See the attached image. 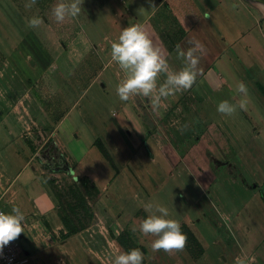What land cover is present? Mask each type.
<instances>
[{"label": "rangeland", "instance_id": "rangeland-1", "mask_svg": "<svg viewBox=\"0 0 264 264\" xmlns=\"http://www.w3.org/2000/svg\"><path fill=\"white\" fill-rule=\"evenodd\" d=\"M55 1L60 2V0H35V3H32V0H0V127L1 124H4L5 128L9 127V134H14V139L20 140L24 146L29 148V155L26 159L39 167L42 176L59 201L60 211L68 230L75 232L93 222L94 210L89 202H93L97 196L93 188L89 186L86 177L58 151L52 136L56 124L74 104H77L72 113L73 118H76L75 123L78 126L79 135L87 138L82 124L88 126L90 136L94 132L97 140L93 144V150L103 162L105 159L109 164L108 166L105 162L111 180L117 168L104 147L106 145L113 150L108 144L107 135L111 137L113 145L121 149L125 148L123 150L125 151L123 152L124 159L135 154L129 141L126 139L124 141V138L122 140L119 136L115 138L118 127L112 126L113 123L115 124L114 115L119 113L120 107L119 102L113 100L112 95L116 93L118 80L121 79L119 73L122 71L119 65L111 60V44L116 40L109 39V37L111 34L119 36L124 28L125 19L119 14L116 16L111 14L109 10L105 11L102 6L103 1L98 0L100 6L92 8L91 12L81 3V12L78 16L66 17L64 21L57 22L53 13L47 11L55 6ZM142 1V8L137 15L140 19L149 16L148 24L152 29L154 24L157 27L160 26L161 37L167 43L175 29L174 21L162 11L152 13L156 0ZM84 2H90V0H83ZM215 2L209 0L206 3L198 2L197 4L201 6V9L206 10V14L210 15L209 9L215 5ZM133 3L134 0H127L125 7L131 10ZM26 4H32V6L26 7ZM47 4L53 5L47 6ZM36 16L41 17L43 22L36 27L29 26L28 20ZM90 24L96 25L91 27ZM111 24L116 25L117 28H110ZM155 34H158L157 28ZM88 35L95 39L91 40ZM79 36L80 40H76ZM233 60L226 62L228 68H224L222 62L214 64L215 74L226 84L218 92H211L207 88L208 92H205L208 102H205L201 108L195 109L201 121L193 125L191 119H188L190 124L187 125L191 126L192 134L188 131L189 127L180 125L187 130H185L187 136L190 134L192 136L190 141L184 140L177 144L179 153L173 161L178 164L169 172H165L163 167L159 166L160 163L157 166L149 165L145 154L144 158L138 156L139 161L145 167L144 170H140L141 173L147 170L146 174L154 178L156 185V188L150 185L151 188L146 189L149 197L143 201V207L145 208L149 202L159 203L168 208L171 218L185 223L192 220L199 224L198 227L203 230L204 235L202 242L206 251L205 264H233L232 258L223 252V248L215 242L216 239H213L211 226L217 228V233L221 235H225L229 230L236 233L234 222L227 219L220 221L221 215L228 213L229 210L244 208L250 198L257 200L253 195L250 197V194L243 190L238 182L227 179L222 172L215 175L212 180L210 179L212 174L208 176L204 171L201 174L195 172L193 167L197 159L202 158L200 153L196 159L193 158L194 156L182 157L191 145L192 149L197 146V141H194L197 137L210 141L203 142L204 148L209 152L211 148L215 149L220 146L222 149L227 148L226 150L232 154L236 147L231 150V142L236 143L238 140L248 142L252 132L260 133L259 136L264 144V99L258 91L259 89L264 94V89L261 85H257V89L252 83L256 78L261 82L262 79L259 76L255 77L257 69L244 72L242 63L236 62V59ZM206 65L209 68L211 63L207 62ZM197 73H199L198 70ZM161 74L166 79V74ZM238 80H242L246 85V94L239 95L235 92L239 90ZM91 84H94L92 88H88ZM241 99L247 100L246 109L239 108ZM224 100L237 105L235 113L226 115L217 111V105ZM79 110L82 116L77 118L76 114ZM105 122L111 123L110 127L107 126L108 124L105 125ZM172 127L175 128L173 125ZM104 137L105 140H102ZM90 140L91 138H88L85 141L88 144ZM140 149L150 150L143 144ZM198 152H202V149ZM180 158L184 160L183 163H179ZM191 163L193 164L188 165ZM96 168L100 171L105 170L104 165L101 167L97 165ZM253 168L256 172L259 170L256 167ZM129 174L123 173L116 184L111 183L103 196L105 203L114 211L131 210L137 203L134 196L142 192V189L134 184H125ZM255 208L253 206L251 211L257 213L258 210ZM244 210L250 212V208ZM255 215L258 216L257 219L263 217L262 213L259 214L260 216ZM137 216L142 220L146 218L141 212ZM211 218L212 221H220L221 225L217 221L211 223L210 226L208 222ZM242 219L241 232L247 233L249 222ZM141 223V221L129 222L128 228L131 232H136L135 235L127 234L122 237L123 248L112 247L110 259L114 260L115 255L121 252L140 248L144 253L143 264L147 262L148 264L152 262L155 264L156 262L187 264L189 260H195L201 252L185 226H181L186 235V242L182 249L169 251L160 249V253L155 254L146 247L141 248L133 241L141 244V239L150 235L140 231ZM211 239L214 241L212 242ZM228 239L222 238L227 244ZM223 257L226 262H223ZM237 257L241 258L239 255Z\"/></svg>", "mask_w": 264, "mask_h": 264}, {"label": "crops", "instance_id": "crops-1", "mask_svg": "<svg viewBox=\"0 0 264 264\" xmlns=\"http://www.w3.org/2000/svg\"><path fill=\"white\" fill-rule=\"evenodd\" d=\"M102 1L105 11L109 10L115 16L119 14V16L124 17V28L131 24H139L148 34H151L150 38L154 46L159 48L170 70L178 71L185 64L184 58L178 55L177 46H179V50L186 53L194 47L195 42H200L204 47L197 52L199 57L197 70L199 73L196 82L190 89L162 98L159 108H154L152 103L143 95H133L127 101L120 100L117 92L112 95L113 100L118 101L120 106L119 113L114 115L115 124H112V126L116 125L119 128H116L117 136L115 138L121 137L122 140L124 138V141L126 139L135 151V154L124 159L123 152L125 151L123 150L125 148L121 149L113 145L111 137L107 135L108 144L112 146L113 150L106 145L104 147L117 168L113 172L112 180L106 170L107 161L102 156L107 163L105 164L93 150V144L97 140L94 132L91 130L90 136L88 126L82 124L83 132L87 138L79 135L78 126L75 123L76 118H73V111H75L77 104H74L56 124L52 136L55 146L63 157L74 164L77 171L86 177L89 186L93 188L97 196L93 202H89L94 210L93 222L75 232L68 230L60 211L59 201L42 176L39 167L34 166L26 159L29 155V148L24 146L20 140L14 139V134H9V127L5 128L4 124H1L0 204L6 213H10L14 206H19L25 213L24 232L19 235L25 257V262L21 264H113V258L110 259V249L112 247L115 249L123 248L121 245L122 237L136 233L131 232L128 228L129 222H142L143 220L137 216L139 212L146 217L150 214L142 204L149 197L146 189L148 187L150 189L151 186L156 188L155 180L152 176L148 177L150 175L146 174L147 170L141 173L140 170H144L145 167L139 161L138 156L144 158L145 154L149 165L157 166L160 163L159 166H162L165 172H169L172 167L178 164L173 161L179 153L177 144L184 140L190 141L192 136V128L187 125L190 124L188 119H191L193 125L200 122L201 118L196 114L195 109L201 108L205 102H208L207 88L211 92H218L226 84L223 79L215 74L214 64L222 62L225 68L228 66L227 61L231 62V60L236 59V62L242 63V71L244 72L257 69L255 77L259 76L262 82L254 78L252 83L257 89V85H261V88L264 89V74H262L264 72V5L260 2L255 0H212L216 2L209 9V15L197 4L198 2L206 3L209 0H156L152 13L161 11L167 13L175 23V29L166 43L159 32L160 26L157 27L154 24L153 29L156 30L157 28L159 34L156 35L155 30L153 31L148 24L149 16L140 19L137 15L142 8V0H134L131 10L125 7L127 0ZM57 3L55 1L54 5ZM81 3L87 6L90 12L92 8L100 6L98 0H90L86 3H83L82 0ZM52 5L47 4V6ZM52 9L47 11L52 12ZM95 25L90 24L91 27ZM110 28L116 29L117 26L111 24ZM88 37L91 40L95 39L91 38L90 35ZM118 37L111 34L109 39L118 40ZM79 38L80 36L76 40ZM207 62L211 63L209 68L206 67ZM121 71L119 73L121 79L118 80V84L126 78L124 71L122 69ZM164 80L165 76L160 74L158 86ZM241 82L244 83L242 80H238V84ZM93 85L91 84L88 88H92ZM258 91L264 99V94L259 89ZM235 92L239 95L243 93L239 90ZM162 107L165 109L163 110ZM76 115L77 118L81 117L82 112L79 110ZM106 124L108 122H105ZM110 125L111 123L107 126L110 127ZM180 125L189 127L188 131L191 134L187 136V130ZM259 134L252 132L248 142L239 140L236 143L231 142V150L236 147L232 154L226 150L227 148L222 149L220 146L215 149L211 148L209 152L204 148L203 142L210 141L197 137L194 140L197 141V146L192 149L193 146L191 145L185 151V156H182L184 158L194 156L193 158L196 159L200 153L202 158L197 159V164H194L195 172L201 174L204 171L208 176L212 174L211 180L215 178V175L222 172L227 179L238 182L242 189L250 194V197L253 195L257 199L250 198L245 203L244 208L229 210L228 213L221 215L220 221L227 219L232 223L234 222L236 233L229 230L225 235H221V233H217V228L211 226V223L218 220L212 221L211 218L208 222L211 226L209 229L213 239H216L215 242L223 248V252L232 258L233 264H237L238 255L239 257L251 258L250 264H264V171L262 172L264 169V144ZM211 136L213 135L211 134ZM88 138L91 140L87 144L85 140ZM102 140H105V137ZM141 144L148 146L150 150L143 151L140 149ZM200 149L202 152H198ZM183 162L184 160L180 158L179 163ZM97 165L100 167L104 165L105 170H98ZM253 167L259 170L256 172ZM123 173H130L131 177L128 175L125 184H134L140 187L142 192L134 196L137 203L131 210L114 211L105 203L103 196L110 184H116ZM253 206L258 210L257 213L251 211ZM245 208L248 210L250 208V212L245 211ZM260 213L263 217L257 219L258 216L255 214L259 215ZM242 218L249 222L247 233L241 232ZM220 221H218L219 225H221ZM193 222L192 220L187 223L180 222L181 226L187 228L201 251L195 260H189L187 264H205L206 251L202 242L203 230L198 227L199 224ZM224 237L229 238L228 244L222 240ZM156 238V235L150 234L141 239V244H137L136 241L133 242L139 247H146L149 251L157 254L160 253L159 250L153 251L151 248V243ZM204 241L206 242V240ZM225 260L223 257V262H226ZM159 263L156 262V264ZM151 264L155 263L152 262Z\"/></svg>", "mask_w": 264, "mask_h": 264}, {"label": "clouds", "instance_id": "clouds-1", "mask_svg": "<svg viewBox=\"0 0 264 264\" xmlns=\"http://www.w3.org/2000/svg\"><path fill=\"white\" fill-rule=\"evenodd\" d=\"M82 0H60L52 13L57 22H62L66 17H76L81 12ZM35 3V0H32ZM32 4H26L31 7ZM43 22L41 17H32L28 20L29 26L36 27ZM200 42H195L193 48L186 53L178 48V55L184 58V66L176 71L170 70L166 59L161 55L159 48L155 47L149 34L139 24H131L123 28L118 40L111 44V60L116 62L125 73L123 79L116 88L120 100L127 101L133 95H143L153 105L159 108L162 98H167L176 92L190 89L196 82L198 50L203 49ZM166 74V79L158 86V77ZM239 91L247 93L244 83L239 84ZM239 108L246 109L247 100L239 101ZM237 110V105L228 100L221 101L217 105V111L231 115ZM145 209L150 214L140 224L143 234H153L157 238L152 241L153 251L163 249H182L186 242V235L181 229L180 222L169 215L166 206L149 202ZM25 213L19 206H14L10 213L0 211V251L10 241L16 239L24 232ZM248 257L238 258L237 264H250ZM144 253L140 248H133L115 255L113 264H143Z\"/></svg>", "mask_w": 264, "mask_h": 264}, {"label": "built area", "instance_id": "built-area-1", "mask_svg": "<svg viewBox=\"0 0 264 264\" xmlns=\"http://www.w3.org/2000/svg\"><path fill=\"white\" fill-rule=\"evenodd\" d=\"M0 211L5 212L0 204ZM25 262L20 237L10 241L0 251V264H21Z\"/></svg>", "mask_w": 264, "mask_h": 264}, {"label": "water", "instance_id": "water-1", "mask_svg": "<svg viewBox=\"0 0 264 264\" xmlns=\"http://www.w3.org/2000/svg\"><path fill=\"white\" fill-rule=\"evenodd\" d=\"M261 1V3L264 5V0H260ZM32 63V62H31Z\"/></svg>", "mask_w": 264, "mask_h": 264}, {"label": "flooded vegetation", "instance_id": "flooded-vegetation-1", "mask_svg": "<svg viewBox=\"0 0 264 264\" xmlns=\"http://www.w3.org/2000/svg\"><path fill=\"white\" fill-rule=\"evenodd\" d=\"M255 1H257V2H260L261 3V1L260 0H255ZM262 4V3H261Z\"/></svg>", "mask_w": 264, "mask_h": 264}, {"label": "trees", "instance_id": "trees-1", "mask_svg": "<svg viewBox=\"0 0 264 264\" xmlns=\"http://www.w3.org/2000/svg\"><path fill=\"white\" fill-rule=\"evenodd\" d=\"M83 192H85V190L83 189ZM96 194V193H95ZM184 227V226H183Z\"/></svg>", "mask_w": 264, "mask_h": 264}]
</instances>
